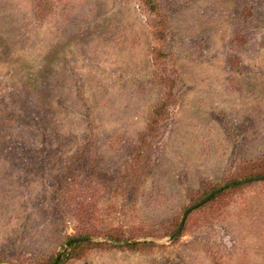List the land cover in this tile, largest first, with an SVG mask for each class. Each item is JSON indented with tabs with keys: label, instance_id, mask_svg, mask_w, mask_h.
<instances>
[{
	"label": "rangeland",
	"instance_id": "1",
	"mask_svg": "<svg viewBox=\"0 0 264 264\" xmlns=\"http://www.w3.org/2000/svg\"><path fill=\"white\" fill-rule=\"evenodd\" d=\"M154 1L0 0V264H264V0Z\"/></svg>",
	"mask_w": 264,
	"mask_h": 264
},
{
	"label": "trees",
	"instance_id": "2",
	"mask_svg": "<svg viewBox=\"0 0 264 264\" xmlns=\"http://www.w3.org/2000/svg\"><path fill=\"white\" fill-rule=\"evenodd\" d=\"M143 3H144V5L147 7V9L151 12V13H156L157 12V9H158V7H157V5L155 4V1L154 0H143ZM163 78H164V76H163ZM162 109H156V112H155V116H157L158 114H159V112L161 111ZM264 174H251V175H248V176H246V177H257V176H263ZM241 186H243V185H234V186H232V188H238V187H241ZM231 188V189H232ZM215 190V189H214ZM213 190V191H214ZM229 190V189H228ZM228 190H225V191H223V192H221L220 194H218L215 198H213L210 202H213L214 200H216L218 197H220L222 194H224L226 191H228ZM212 192V191H211ZM77 238H86V237H77ZM110 238H112V239H117L116 237H110ZM118 240V239H117ZM86 244H90V242H75V243H72L71 245H70V249L71 250H75V252H76V254L75 255H77V254H79L80 253V251L82 250V247L84 246V245H86ZM69 255V254H68ZM65 256L64 257H62V258H60V260H59V262H58V264H63L64 262H65Z\"/></svg>",
	"mask_w": 264,
	"mask_h": 264
},
{
	"label": "water",
	"instance_id": "3",
	"mask_svg": "<svg viewBox=\"0 0 264 264\" xmlns=\"http://www.w3.org/2000/svg\"><path fill=\"white\" fill-rule=\"evenodd\" d=\"M252 180H254V179H247V180H242V181H239V182H246V181H252ZM235 183H238V182H235ZM226 187L227 186H223L222 188L215 190L210 195H208L204 200H202L200 203H198V204L190 207L188 210H186V212L183 214V217H182V220L180 222V225H179L177 231L175 232V234L173 236H177L180 233V231L182 230V228L184 226L185 220H186V218H187V216H188V214L190 212H192L193 210L197 209L198 207L202 206L203 204H205L206 202L211 200L215 195H217L220 191H222ZM83 240H85V239H80V238L79 239H72V240L68 241L66 245H70L72 243H75V242H78V241H83ZM59 258H60V254H58V256L56 257V260H55L54 264H57Z\"/></svg>",
	"mask_w": 264,
	"mask_h": 264
}]
</instances>
